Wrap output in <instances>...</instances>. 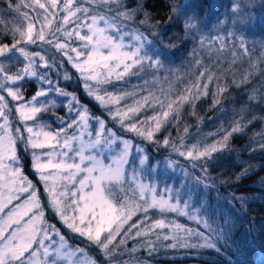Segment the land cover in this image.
Here are the masks:
<instances>
[{"label": "snow or ice", "instance_id": "snow-or-ice-1", "mask_svg": "<svg viewBox=\"0 0 264 264\" xmlns=\"http://www.w3.org/2000/svg\"><path fill=\"white\" fill-rule=\"evenodd\" d=\"M147 5L148 0H0V264H111L117 254H127V264H145L161 250L207 254L215 258L212 264H246L250 244L257 235L264 236V226L256 227V217H248L246 225L238 223L248 215V196L229 193L226 214L217 213L203 198L209 189L235 186L238 190L244 180L264 170V143L250 139L248 144L258 143V147L239 148L231 143L264 119L252 115L253 107L264 105V93L248 91L251 73L232 81L247 97L248 112L238 114L240 118L222 132L210 133L221 139L203 147L200 142L189 147L185 136L178 142L171 135L157 137L179 119L180 106L200 99L192 89L168 101L166 110L165 101L151 92L142 100L124 103L156 84L188 37L210 55L230 51L234 63L248 56L249 67L255 68L246 37L264 30V0H229L225 14L234 30L223 36L210 35L209 22L221 15L215 0H167V11L159 20L160 14ZM17 21H27L26 28L23 23L13 26ZM173 27L178 32L168 36L166 43L165 34ZM176 39L182 44L171 43ZM29 46L40 51L30 52ZM195 54L194 49L193 58ZM21 62L23 66L16 68ZM260 64L264 65V56ZM66 65L74 70L84 94L101 109L100 115L93 114L77 92L65 91L59 79H53L61 72L64 81L73 78ZM145 75L152 80L134 85L135 91L117 87ZM259 76L264 77V67ZM25 81H36L38 86L24 88ZM194 87L199 93V82ZM208 87L203 85V95ZM227 91L219 89L221 94ZM54 93L67 101L62 114L59 109L50 111L56 103L49 99ZM219 103L213 101L214 106ZM149 111L155 115L146 116ZM45 113L54 117L52 123L40 119ZM116 126L149 146L155 144L157 155H168L156 159L134 138L119 135ZM188 132L185 127L184 133ZM260 137L264 140V132ZM28 150L30 167L43 182L46 203L21 163L20 153ZM256 153L260 162L253 164ZM225 154L236 161L233 171L213 175ZM177 170L183 175L179 186L169 184L167 176L163 187L146 179V173ZM153 212L162 218L153 219ZM170 214L176 218L169 219ZM181 217L194 226L180 223ZM138 252L146 256L140 258Z\"/></svg>", "mask_w": 264, "mask_h": 264}, {"label": "trees", "instance_id": "trees-1", "mask_svg": "<svg viewBox=\"0 0 264 264\" xmlns=\"http://www.w3.org/2000/svg\"><path fill=\"white\" fill-rule=\"evenodd\" d=\"M167 0H148V9L153 13H159L157 16V20L161 19L167 9L164 7ZM198 3L199 0H196ZM229 0H215V5L218 6V12L222 13L223 11H227ZM201 16H203V11H201ZM213 19L209 22L212 23ZM2 27V25H0ZM178 29L173 27L170 29L168 33L165 34V42H169L167 37L172 35L173 33H177ZM183 35V34H181ZM171 43L176 45H181L182 40L176 39L171 41ZM197 44H195L191 37L187 38V43H184L183 46L179 47L178 51H175L174 56L171 57V62L173 64H178L181 66L187 77H182V83L177 86L175 89L176 92H184L185 88L188 84H191L189 89H192V92L200 95V99L195 100L194 103H185L180 106V117L178 120L173 119L170 125H167L165 128H162L161 133L157 134L158 139H163L165 136L171 135L174 141L178 142L181 136H185V142L190 146L200 142L201 147L205 144L214 143L216 140L221 139L219 134L210 136V133H218V131L222 132L223 129L233 121L240 118V115L248 112V106L246 104L247 97L244 96L240 89L232 86V81L239 82L241 77L248 75L251 73L249 79L252 81L250 88L248 91L250 92L252 89H255L257 93H264V77L259 76L260 69L251 70L248 67H244L243 65L240 67L236 66V62L233 61L228 62L224 60V58H219L217 61L215 60L213 55L208 56H200L198 60L201 61L200 64H197L195 69L191 71L189 67L192 62L189 61V57L193 54L191 51L194 50ZM252 51V50H251ZM230 70H226V66H230ZM205 72V76H201L200 73ZM184 74V72L182 73ZM73 78L70 81H61V86H63L69 92H77L80 101L86 104L92 111L93 114L100 115L101 109L94 103L89 97H87L83 90L80 88L77 79L74 74H70ZM209 76H212L213 79L209 80ZM259 77V79H256ZM199 82L200 90L199 93H196L195 85ZM207 83L209 85L207 89V95H203L205 91L203 85ZM30 85H33L32 83ZM229 88L226 94H221L219 89ZM188 94V93H186ZM176 97V96H175ZM214 100H219L220 103L218 105L213 104ZM255 105V101L252 102ZM174 107H176L174 105ZM262 106H256L252 108V115L256 117H264V111H261ZM159 111V108H157ZM161 113V111H159ZM155 115L154 112L149 111V116ZM251 119V116L248 117ZM244 123L247 124V119L244 120ZM112 125H110L111 127ZM187 127L189 132L187 134L184 133V128ZM116 130L121 131L118 126L115 127ZM264 132V119H258L253 125H251L247 129V134L243 138L237 137L231 143L233 147L239 148L241 145H245L246 147H258V143H264V140H261L260 134ZM252 139L257 141L258 143L248 144V141ZM21 148L23 146L20 145ZM156 145L152 144V148L150 146L147 147V150L150 155L159 159L163 156H167L168 152H161L157 155ZM233 157L235 153L231 154ZM257 159L253 161V164H257L260 162V154L256 153ZM20 158L22 165L24 166L25 173L33 179L34 172L30 167L31 161L28 152H21ZM176 159L175 156L172 157ZM247 159L245 155L243 157ZM181 163H183V159L181 158ZM236 163L234 159H231L228 154H225L220 163L215 167L214 172H220L221 170L233 171V165ZM190 170V169H189ZM239 171V168L235 169ZM264 170L256 171L255 175L251 176L249 180H244L243 183L239 186V189L231 187H221L217 190L209 189L204 193L203 198L208 201L210 206L219 214L229 213L228 203L225 202L226 197H228L229 193H234L239 196L244 194L251 199V203L248 208V215L243 218L242 221H238V223L246 225L248 223V217H256V227L264 226ZM38 189L40 195L42 196L41 188L38 185ZM255 197V199H252ZM153 216V219L162 218L158 212L150 213ZM49 220L54 222V218L51 214L48 215ZM169 219L176 218L174 214H170L168 216ZM135 219V218H134ZM180 223H184L189 226L190 222L187 221V218L181 217L179 218ZM59 227V225H58ZM66 231V230H65ZM71 236V233L68 234ZM79 240V238H77ZM72 243H76V241H72ZM133 244L130 242L128 244V248H132ZM123 251V249L121 250ZM138 257L143 258L146 256L145 252H138L136 254ZM102 259V258H101ZM215 258L208 256L207 254H198L195 251L187 252V251H179V250H169L164 251L161 250L158 255L153 256L151 261H145V264H212ZM130 258L127 254L120 256L117 254L116 260L112 261L111 264H127ZM246 264H264V236L257 235L254 242L250 244L249 250L244 257Z\"/></svg>", "mask_w": 264, "mask_h": 264}, {"label": "rangeland", "instance_id": "rangeland-1", "mask_svg": "<svg viewBox=\"0 0 264 264\" xmlns=\"http://www.w3.org/2000/svg\"><path fill=\"white\" fill-rule=\"evenodd\" d=\"M17 2H18V0H17ZM25 2H30V0H25ZM41 2H44V0H41ZM235 2L240 3V0H235ZM226 12L227 11H223L222 13H220L221 15L219 16V20H217L215 17V19H213V22L209 24V28L211 29L210 35H212V36H216V35L223 36L226 31L234 30L232 28L231 20L225 14ZM6 19H11V18H6ZM219 21H223V23H220ZM21 23H23L24 27L26 28L27 21H17V23L13 26L19 27ZM204 35H209V33L205 32ZM246 40H247V47L251 53L252 62L254 64H256V67L253 69H260L261 67H264V65L260 64V58L262 56H264V30L257 29L255 34H249L246 37ZM215 47L218 48L219 45L217 44ZM194 49L196 50L195 58H193V55L189 57V61L192 62L191 66L189 67V69L191 71H193L195 69V67L197 65L196 61L198 60V58H200L201 55L202 56L210 55L207 50L200 51L198 48V44L196 45V47ZM28 50L30 52H35V51H40V48L36 47V46H29ZM193 51H191L192 54H193ZM211 55H213L214 58H216L215 59L216 61H217V59H219L221 57L224 58V60H227L228 62L233 61L230 51L226 52L225 54H222V55L221 54H211ZM57 58H59V57H57ZM248 61H249V57L245 56L243 58V62L237 60L236 66L240 67L243 65L244 67H248L251 70V68L249 67ZM231 65H232L231 63H230V66L228 64V66H226L227 67L226 70H230ZM22 66H23L22 62L17 63L15 65L16 68H20ZM66 67L68 68V74L69 75L74 74V70H72L70 68V66L66 65ZM13 72H15V68H13ZM183 72H184V74H182ZM165 77H167V79H164ZM182 77L184 78V80L187 77V74L185 73L184 69L181 66H179L178 64H173L170 60V62L166 63V65H165V71H163L159 74V79L157 80L155 85L150 86L147 91L142 92L140 95L134 96L132 99H129V100L125 101L124 103L125 104H132V103H134L135 100H142L143 96L148 95L149 92H151L153 95H155L157 97V99L165 101V106H164L163 110H166V106H167L168 101L175 100L178 96L184 95L187 93L185 90L182 93L181 92L178 93L175 90L177 88V86H179V84L182 83L181 82ZM53 79L54 80L59 79V86L62 87L65 91H67L63 86L60 85L61 81L63 80V72H61L59 78H57L56 75L53 74ZM126 79H128V78H126ZM144 80L151 81L152 76L151 75H145L142 79H139V80L136 79L135 77H133V78L128 79V83L126 85L125 84H118L117 87L122 89L123 91H135L133 86L143 84ZM32 84L33 85H30V83L28 81H25L23 83V87L24 88H30V87L35 88L38 86L36 81H33ZM190 87H191V84H188V86L185 89H189ZM108 91H113V89L109 88ZM31 94H32L31 92L28 93L29 97L31 96ZM49 99L54 100L56 102L54 108L50 109V111H55V110L59 109L61 114L66 111V109L63 107V105L66 104L67 101L63 97H59L58 95H56L54 93L51 97H49ZM163 110L159 108V111H161V115H162ZM146 116H149V112L146 113ZM140 118H146V117L141 116ZM40 119L42 121H47L49 123H52V121L54 120V117H52L50 119L49 114L45 113V114H42L40 116ZM56 123H58V122H56ZM56 123L52 124L53 129H55ZM93 127H96V126H93ZM114 130L117 131L118 134L121 135L123 138H134L136 140V142L141 143L143 147L147 148L149 146L147 144V142H141L138 137H133V134H131V133H124L123 131L116 130L115 128H114ZM21 146H23V145H21ZM150 147L152 148V145ZM115 151H119V148L118 147L115 148ZM115 151L112 153L106 152L105 155L106 156L114 155ZM27 152L29 153L30 161L32 162L31 150H28ZM132 152L134 153L135 149H133ZM131 167H132V164L130 162L128 165L129 171H131ZM163 167L164 166L161 165L162 170H163ZM33 172H34V170H33ZM34 174H35L33 176L34 178L31 179L29 177V179H31L33 181V183H35L37 185L38 192H39L38 185L40 186L41 192L43 194L41 196V200H42V202L46 203V197L44 196L43 182L39 181V174L38 173L34 172ZM165 176L168 177L167 182L169 184H175L176 186H179L180 182L183 179L182 173H180L178 170L174 173H172L170 171L168 173H164L162 171L160 174L152 173L150 175L148 173H146V179H151L153 182L160 183L161 187H163L162 181L164 180ZM49 214H51V213H49Z\"/></svg>", "mask_w": 264, "mask_h": 264}]
</instances>
